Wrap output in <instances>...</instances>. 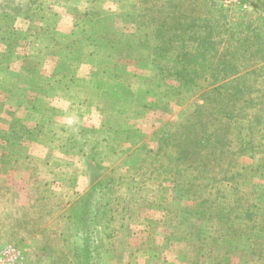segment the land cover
Instances as JSON below:
<instances>
[{"label":"rangeland","instance_id":"obj_1","mask_svg":"<svg viewBox=\"0 0 264 264\" xmlns=\"http://www.w3.org/2000/svg\"><path fill=\"white\" fill-rule=\"evenodd\" d=\"M36 1L30 18L0 15V264L10 247L17 264H264V232L253 228L264 226V0L247 10L216 0ZM152 17L153 35L164 24L162 69H151ZM188 58L195 69L179 67ZM191 71L246 77L251 124L231 148L249 134L254 147L237 156L230 182L219 183L223 161L208 179L181 183L155 156L204 102L203 80L185 99L181 75ZM203 200L215 216L191 219L189 234L183 217ZM223 209L245 237L239 245L218 222Z\"/></svg>","mask_w":264,"mask_h":264},{"label":"trees","instance_id":"obj_2","mask_svg":"<svg viewBox=\"0 0 264 264\" xmlns=\"http://www.w3.org/2000/svg\"><path fill=\"white\" fill-rule=\"evenodd\" d=\"M36 2V0H0V15L30 18V15H36L35 10L39 9L41 6V4L38 5V2L36 5ZM154 20H156V17H152L145 21L147 28L151 30V36L156 40H160V45L158 47H155L154 45L151 46L150 49V54L152 56L151 69L153 67L162 69L164 68L162 67L164 64V24L161 25L162 30L159 31L160 33L155 36L153 35V32L155 31V28L153 30V26L156 25ZM151 36H147V38ZM201 58L204 59L203 55H201ZM205 60L208 61L207 59ZM179 67L182 69L196 68L190 58L181 60ZM204 68L205 69L203 70L209 69V67ZM226 68H230V66ZM181 76L185 81V99L193 98L196 95L195 90L196 87L200 85L201 80L206 83L205 91L200 96L204 102L203 104H200L198 103V100H196L191 105L186 120L188 123L187 125L183 126L182 129L177 130L175 133L164 134L165 138L162 143L164 145L158 149L155 156H164V160L167 163L165 165L168 168L170 167L175 174L180 177L179 179L181 180V183H190L193 179H198L199 181L208 179V175H211L212 173L211 165L214 161L218 162L215 168H220L221 163H219V161H223L222 167L226 165V169H222L225 176L219 180V183L235 180L236 178L234 174L236 173L234 169L239 166V158L237 156L247 153L248 146H251L252 148L254 147L251 134H246L249 138V140L246 141V145H243L244 141H242V144H239L240 146L238 149L231 148L232 142L234 140H238L239 142V137L244 134L247 125L251 124L250 121L245 124V120L251 119L250 117H247L248 113L246 112L248 110V101L243 98L245 94L243 87L245 84L243 85V80H240H245V75H240L236 78L229 77L228 75L219 76L216 74L204 76L191 71L186 72ZM249 103L253 104V101H249ZM232 119L237 120V123L234 124L231 121ZM245 136H243V138H245ZM187 174L192 175L190 180H188L189 178ZM211 179L214 182L218 181L217 177H212ZM210 187V184H206L201 190L193 192L195 194L199 192L203 195L207 193V189ZM203 188L204 190H202ZM191 189L192 187L190 189L188 188V191L192 192ZM208 203H210L211 208L214 206V203L209 202V200H203L199 202L197 207H195L194 213H191L190 215L185 214L183 217L184 222L181 224L187 222V227L185 229L188 230L189 234L196 233V231L192 233L191 219L196 221H210L212 220V217L215 216L213 213H210L209 208H205L209 205ZM215 208L218 209L219 206ZM217 215V219H219L218 222L222 224V228L224 229V226H226V229L233 231V233H230L229 231V233L227 232L226 234L232 235L231 237L233 239H238L239 245L241 243L240 241L245 239V237L242 236V234L234 235L236 231L235 224L237 223L233 226V222H230V212H225L223 209ZM236 218H241V216L238 215ZM247 218L250 221H253V213L247 211L246 219ZM247 228L249 229L250 225H248ZM253 228L260 233L264 232V226L262 225L255 224ZM240 229L242 230L241 227ZM248 229L245 231L243 230L242 232H247ZM199 240L203 247L208 246L207 240L204 238H199Z\"/></svg>","mask_w":264,"mask_h":264},{"label":"built area","instance_id":"obj_3","mask_svg":"<svg viewBox=\"0 0 264 264\" xmlns=\"http://www.w3.org/2000/svg\"><path fill=\"white\" fill-rule=\"evenodd\" d=\"M217 4L223 8V9H234V8H240L247 10L250 7V1L249 0H216ZM9 253L11 254L10 260L7 262L8 264H17L19 254L17 252V249L15 247L9 248Z\"/></svg>","mask_w":264,"mask_h":264},{"label":"crops","instance_id":"obj_4","mask_svg":"<svg viewBox=\"0 0 264 264\" xmlns=\"http://www.w3.org/2000/svg\"><path fill=\"white\" fill-rule=\"evenodd\" d=\"M251 5V4H250Z\"/></svg>","mask_w":264,"mask_h":264}]
</instances>
